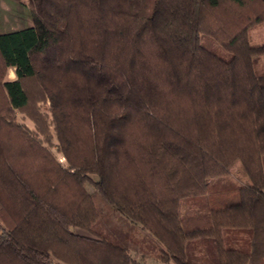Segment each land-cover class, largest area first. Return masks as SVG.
Masks as SVG:
<instances>
[{"label":"trees","instance_id":"1","mask_svg":"<svg viewBox=\"0 0 264 264\" xmlns=\"http://www.w3.org/2000/svg\"><path fill=\"white\" fill-rule=\"evenodd\" d=\"M2 1L0 264H141L98 234L101 203L151 234L159 262L197 264L185 246L207 238L216 264L264 262V44L248 38L264 0ZM236 162L249 183L210 190ZM204 194L208 215L182 221L181 200ZM227 229L250 250L224 246Z\"/></svg>","mask_w":264,"mask_h":264},{"label":"rangeland","instance_id":"2","mask_svg":"<svg viewBox=\"0 0 264 264\" xmlns=\"http://www.w3.org/2000/svg\"><path fill=\"white\" fill-rule=\"evenodd\" d=\"M3 10H6L8 5L5 2H1L0 5ZM249 40L252 45L264 44V24H256L255 26L249 29ZM218 48V46H217ZM226 57L229 58V54L226 53ZM254 70L257 74H264V56H259L254 59ZM12 68H8L6 72L5 79H10L12 77ZM37 99L34 101V108L37 112V115L40 116V121L44 119V125L51 134L50 142L45 143V146L51 151V153L56 158L57 162L60 163L62 167H67V162H65L64 157L58 151L57 148V139L55 136L54 126L52 124V114L50 109V102L47 98ZM32 110V107H31ZM15 119L18 123L26 126L29 130L36 133L37 129L33 122L21 112L14 111ZM43 126V124H42ZM43 138V137H42ZM241 164L236 162L233 166L230 167V172L227 176H224L222 179H212L210 190H223L231 189L236 187H241L247 185V176L244 172V169L241 168ZM98 178L96 175L87 174L86 175V184L85 188L88 192L100 191L101 189L98 186ZM218 188V189H214ZM208 195L204 194L195 198H185L181 200L179 209L180 219L186 220L188 217L193 215H208ZM100 208L102 209L103 215L99 224H97L98 234L117 240L121 243H124L128 246L130 255L134 257L138 263L141 264H171L162 263L158 261L159 248L161 245L157 243L149 232L141 228L138 224L128 221L126 218L121 215L109 212V208L101 203ZM71 230L79 235L90 236V233L74 227ZM224 246L227 248L239 249L245 252H248L249 249V233L244 230L239 229H227L224 230ZM214 242L212 239H201L193 240L187 243L186 253L189 260L202 264L205 259L208 264H216V254L215 247H213ZM53 264H65L58 260H54ZM264 264V262L260 263Z\"/></svg>","mask_w":264,"mask_h":264},{"label":"crops","instance_id":"3","mask_svg":"<svg viewBox=\"0 0 264 264\" xmlns=\"http://www.w3.org/2000/svg\"><path fill=\"white\" fill-rule=\"evenodd\" d=\"M10 68H12V72H11V73H12L13 75H12V77H11L10 79H6V80H8V81H12V80H15V79H16V75H15V73H14V72H15V68H14V67H10Z\"/></svg>","mask_w":264,"mask_h":264}]
</instances>
